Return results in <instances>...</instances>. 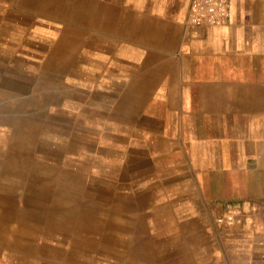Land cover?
Returning a JSON list of instances; mask_svg holds the SVG:
<instances>
[{
  "label": "crops",
  "instance_id": "0c3cea01",
  "mask_svg": "<svg viewBox=\"0 0 264 264\" xmlns=\"http://www.w3.org/2000/svg\"><path fill=\"white\" fill-rule=\"evenodd\" d=\"M64 1L35 16L82 34L84 76L113 114L114 171L143 199L98 264H233L235 250L264 264V0H229L221 26L189 25L191 0ZM226 202L253 223L222 247L208 224Z\"/></svg>",
  "mask_w": 264,
  "mask_h": 264
},
{
  "label": "rangeland",
  "instance_id": "374dc122",
  "mask_svg": "<svg viewBox=\"0 0 264 264\" xmlns=\"http://www.w3.org/2000/svg\"><path fill=\"white\" fill-rule=\"evenodd\" d=\"M52 2L0 0V264L112 262L131 203H143L114 171L113 114L84 76L82 34L67 41L35 16ZM222 208L235 223L213 216L208 229L223 247L253 220L241 202ZM239 253L226 261L242 264Z\"/></svg>",
  "mask_w": 264,
  "mask_h": 264
},
{
  "label": "built area",
  "instance_id": "2783aa9c",
  "mask_svg": "<svg viewBox=\"0 0 264 264\" xmlns=\"http://www.w3.org/2000/svg\"><path fill=\"white\" fill-rule=\"evenodd\" d=\"M230 20L229 0H191L188 24L191 26H221ZM236 215L232 209L218 216L217 223H235Z\"/></svg>",
  "mask_w": 264,
  "mask_h": 264
}]
</instances>
